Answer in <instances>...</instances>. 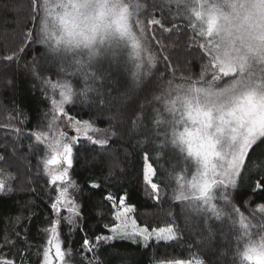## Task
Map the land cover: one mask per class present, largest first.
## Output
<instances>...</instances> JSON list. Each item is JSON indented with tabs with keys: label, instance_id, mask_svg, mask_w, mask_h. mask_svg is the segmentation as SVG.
I'll list each match as a JSON object with an SVG mask.
<instances>
[{
	"label": "snow or ice",
	"instance_id": "obj_1",
	"mask_svg": "<svg viewBox=\"0 0 264 264\" xmlns=\"http://www.w3.org/2000/svg\"><path fill=\"white\" fill-rule=\"evenodd\" d=\"M29 4V23L33 27L25 34L27 44L4 55V61L20 58L26 54L28 44L38 43L45 47L46 54H51L61 64L71 56L78 70H83L84 61L76 57L86 56L87 67H92L97 57L115 56L116 49L130 47L135 68L133 89L143 83L144 76L157 61L147 44L154 41L164 48L156 36V28L172 32L179 28L174 22L175 16L185 21L184 29L192 33L191 44L206 62L198 76L181 74L178 83H174L176 74L173 71V79L168 80L167 87L154 94L151 101L158 105L153 117L157 128L154 138L163 134V146L170 145L183 156L187 165L184 174L175 178L172 199L195 204L198 210L211 212L216 219L223 213L218 201H223L225 207L240 217L232 264H264V204L252 213V219L260 214L254 225L233 203V193L242 187L248 189L250 196L264 197V0H167L172 21L162 10L160 18L152 15L141 19L146 8L141 0H29ZM173 5L175 14L171 12ZM8 7L6 4L5 8ZM168 23L171 27L166 26ZM163 59L169 61L167 56ZM84 75L92 82L97 78L96 73L84 72ZM42 82L50 107L43 114L42 122L30 131L29 138L35 141L30 147L41 148L44 153L43 174L56 193L51 202L55 218L44 230L47 240L42 264H73L61 236L63 222L75 225L81 215L74 195L80 192V186L71 179L69 171L73 168L74 147L83 137L103 149L109 143L108 135L115 133L96 127L95 121L78 119L71 114L66 105L74 103L77 92L70 82L50 78H43ZM85 85L79 93L85 100L89 92L101 96L88 80ZM99 102L104 103V100L101 98ZM143 107L141 105V111ZM69 129L75 134H70ZM101 132L105 138H94L93 134ZM103 164L102 156L101 166ZM114 174L115 165L109 169V175ZM158 175L152 157L145 150L142 165L145 192L157 202L164 183L157 181ZM14 179L0 171V195L14 191L11 183ZM90 187L99 189L101 184L92 183ZM105 199L112 207V227L108 228L109 234L97 235L95 242L83 241L89 253L102 243L117 240H129L148 248L152 242L171 244L179 239L172 224L140 227L129 216L134 210L129 193H110ZM62 209L67 211V216L61 215ZM110 246L115 248V244ZM115 254L122 264L126 262L127 258L119 251ZM13 257L11 252H0V264H16ZM89 264L94 262L89 261ZM168 264L205 262L193 254L188 259H172Z\"/></svg>",
	"mask_w": 264,
	"mask_h": 264
},
{
	"label": "trees",
	"instance_id": "obj_2",
	"mask_svg": "<svg viewBox=\"0 0 264 264\" xmlns=\"http://www.w3.org/2000/svg\"><path fill=\"white\" fill-rule=\"evenodd\" d=\"M145 2L141 19L152 15L160 18L162 10L168 20H173L167 0ZM6 4L8 8H5ZM30 12L29 0H0V157L3 158L0 159V169L15 177L11 181L14 191L0 195V245H3L0 252L13 253L16 264H40L47 240L44 230L55 218L51 202L56 193L46 183L48 178L43 174L42 156L38 148L30 147L35 141L29 138L30 131L36 129L43 120V114L49 111L46 86L42 81L50 78L70 82L77 92L74 103L66 105L72 115L95 121L96 127L111 129L115 133L108 135L109 143L103 149L84 138L74 147L73 168L69 171L71 179L80 186V192L74 195L81 215L75 225L63 222L61 236L73 264H89V261L94 264L96 261L99 264H122L116 251L127 258L124 264L187 259L193 254H197L205 264H232L239 214L232 213L223 201H218L223 213L220 219H216L211 212L198 210L195 204L173 200L175 178L184 174L183 169L187 165L183 156L170 145L163 146V134L154 138L157 128L153 117L158 105L151 102L153 95L167 87V81L173 79V71L176 74L174 83H178L181 74L198 76L206 62L201 59L196 46L191 44L189 38L192 33L184 29L185 21L175 16L174 22L179 28L172 32L156 28V36L164 48L161 49L154 41L147 44L157 61L150 73L144 76L143 83L133 89L132 72L135 68L131 50H118L115 56L106 55L104 60L96 58L92 67H87L86 56L76 57L84 61L83 70H78L71 56L61 64L57 58L46 54L45 47L38 43L28 44L26 54L20 58L4 61V55L27 44L25 34L33 27L29 23ZM171 12L176 13L175 5ZM166 26L171 27V23ZM164 56L169 57L168 62L164 61ZM84 72L96 73L95 82L89 80ZM86 80L92 88L99 90L100 97L95 92H89L87 100L79 95L86 87ZM101 98L104 103L99 102ZM141 105L144 106L143 111ZM96 137L105 138V134L96 133ZM145 150L159 171L157 181H164L159 202L145 192L142 176ZM113 165L115 174L109 175ZM92 183H99L101 187L92 189ZM124 192L130 194L132 213L139 224L151 227L172 224L179 239L171 244L152 242L148 248L132 244L129 240H117L102 243L89 253L83 241L95 242L97 235L109 234L108 227L114 220L111 204L105 197L110 193ZM247 193L246 187L234 192L233 203L245 219L255 225L259 216L257 213L256 219H252V213L264 204V197ZM61 215L67 216L68 213L62 209ZM111 244H115V248Z\"/></svg>",
	"mask_w": 264,
	"mask_h": 264
},
{
	"label": "rangeland",
	"instance_id": "obj_3",
	"mask_svg": "<svg viewBox=\"0 0 264 264\" xmlns=\"http://www.w3.org/2000/svg\"><path fill=\"white\" fill-rule=\"evenodd\" d=\"M141 2L144 3V4H146L145 0H142ZM118 50L122 52L124 49L121 47V48L116 49V51H118ZM127 50H128V51L131 50L130 47H129ZM106 57H107V56H104V57H97V59L102 58V59L104 60V58H106ZM68 131H69L70 134H75L74 131H73L72 129H69ZM89 134H92V133H89ZM93 135H94V138H97V137H96V134H93ZM81 138H83V137H81ZM41 147H42V146H41ZM38 152H39V154H40V157L42 156V160H43V158H44V153L41 151V148H38ZM256 162L258 163L259 161H256ZM42 168H43V166H42ZM0 171H3V170L0 169ZM3 172L6 174V176L9 174V173H7L6 171H3ZM129 216H130L131 218L135 219V218H134V215H133L132 212L129 213ZM258 216H259V219H260V214H259V213H258ZM135 220H136V219H135ZM116 223L118 224L119 222L117 221ZM137 224H138L140 227L145 226V225H141V224H139L138 222H137ZM165 226H167V225H164V226H161V227H165ZM110 227H112V225H111ZM110 227H108V228H110ZM45 246H46V244H45ZM189 258H191V257H189ZM187 259H188V258H187ZM169 261H170V260H155V261L150 262V264H168ZM40 264H42V258H41Z\"/></svg>",
	"mask_w": 264,
	"mask_h": 264
}]
</instances>
